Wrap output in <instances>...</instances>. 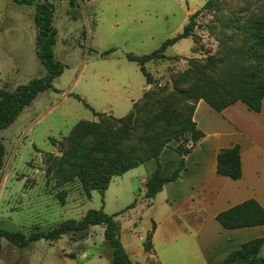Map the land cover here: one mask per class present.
<instances>
[{"label":"rangeland","instance_id":"1","mask_svg":"<svg viewBox=\"0 0 264 264\" xmlns=\"http://www.w3.org/2000/svg\"><path fill=\"white\" fill-rule=\"evenodd\" d=\"M46 1L54 9L57 35L53 53L63 72L53 80V89L37 95L14 123L0 132L5 148L0 171V228L28 236L47 232L66 220L78 221L89 210L103 209L106 214H117L114 220L119 225L120 242L133 262L158 264L151 256L152 250L146 252L143 248L154 221L162 222L155 251L164 264H180L182 260L199 264L194 247L197 238L188 230L193 222L182 205L169 207L161 196L152 200L151 207L140 203L129 208L143 191L140 182L146 174L144 166L112 178L104 192L90 191L88 197L82 185L84 177L75 167L76 157L71 156L88 155L93 132H104L103 119L124 117L145 92L153 95V102L168 100L166 97L180 99L174 93L172 78L204 65L218 54L221 26L226 20L227 33L239 45L240 37L233 28L236 18L241 17L243 22L256 14L264 15V0ZM11 3L0 0V16L30 24L19 25L15 36L5 34L0 41V89L9 91L45 75L36 55L37 31L28 19V8ZM187 25L189 37L167 48L165 59L145 65L151 78L148 84L138 65L128 61L126 55L150 54L167 39L181 34ZM5 48H11L13 54L7 55ZM111 49L114 51L105 55ZM11 65L17 66L18 72L10 71ZM190 82L182 80L180 85L187 87ZM216 83L210 79V84ZM189 96L169 106L174 111V130L184 145L189 137L186 121L198 94ZM78 123L100 127L93 131L85 125L66 141ZM103 230L102 226H93L83 240L65 235L54 242H34L25 249L0 239V264H81L85 245L91 256L89 264H111ZM177 246H182L180 252Z\"/></svg>","mask_w":264,"mask_h":264},{"label":"trees","instance_id":"2","mask_svg":"<svg viewBox=\"0 0 264 264\" xmlns=\"http://www.w3.org/2000/svg\"><path fill=\"white\" fill-rule=\"evenodd\" d=\"M18 6H33L34 23L37 28L36 55L45 70V75L29 81L25 85L17 86L13 91L7 88L0 89V132L14 123L25 107L32 104L37 95L53 89V80L63 72L61 63L54 59L53 48L56 44V29L53 27L54 9L46 0H10ZM236 18L234 30L238 33V41L227 33V20L222 23L220 51L209 57L202 66H193L191 70L172 78L175 95L153 102V95L145 92L143 98L132 105L124 117L119 119L104 118V132H93L92 146L88 155L78 157L76 154L75 167L79 168L84 177L83 189L88 197L90 191L104 192L112 178L120 177L128 171L138 168L149 160H158L162 150L175 141L179 145L176 152L180 156L177 168L168 177L160 175L159 165L156 171L145 182V199L154 198L162 191L164 185L177 182L184 170V157L196 148L204 137L192 120L196 104L202 100L214 111L220 113L225 108L243 103L254 113L261 111L264 98V15L256 14L241 22ZM190 36L189 25L183 32L172 39H167L154 52L134 56L127 54L126 59L138 65L145 81L150 84L151 78L145 69L149 62L165 59V51L181 39ZM109 50L105 55L112 53ZM210 74H215L211 77ZM214 78L217 83L210 84ZM182 80H191L187 87L180 84ZM190 93L198 94L197 100L191 109V116L186 121L185 132L189 137L184 145L179 142V134L174 130L172 103L190 99ZM171 96V95H168ZM79 99V97H76ZM160 105V108H159ZM86 107H88L86 105ZM94 116L102 114L93 112ZM97 131L100 126L78 123L69 133L66 141H70L83 126ZM188 143H191L190 145ZM5 148L0 138V171L3 168ZM216 174L236 181L241 178V162L239 147L221 149L217 153ZM133 202L129 208H133ZM117 214H106L103 209L89 210L78 221L66 220L47 232H32L25 236L19 231H9L0 228V239L10 245L25 249L30 244L44 240L54 242L65 235H71L74 240H83L93 226H102L103 238L110 250L111 264H139L130 260L120 242L119 225L114 220ZM218 224L226 230L249 228L264 225V209L253 200L244 201L215 217ZM152 233L143 245L144 251L152 250ZM264 244V238H258L243 243L239 249L230 252L223 264H264V257L259 256V250Z\"/></svg>","mask_w":264,"mask_h":264},{"label":"crops","instance_id":"3","mask_svg":"<svg viewBox=\"0 0 264 264\" xmlns=\"http://www.w3.org/2000/svg\"><path fill=\"white\" fill-rule=\"evenodd\" d=\"M24 7L28 8V19H32L36 28L34 13H32L33 6ZM3 17L4 15L0 16L1 43L3 35L7 34L11 38V35L17 34L15 29L19 25L30 24V22L14 19L5 20ZM5 28L7 29L4 30ZM5 49L8 51H4L7 55L13 54L11 48ZM10 71L18 72L17 66L11 65ZM192 120L204 137L198 142L196 148L184 157V170L178 181L164 185L162 191L154 198L142 199L145 195V182L156 171L158 165L162 177H168L177 168L180 156L175 150L179 143L173 141L162 150L157 161L149 160L141 165L145 167L146 174L141 179L143 191H140V198L135 205L143 203L151 207L154 204L152 200L161 196V201L167 206L173 205L178 208L182 205L193 222L188 230H191L190 233L197 238V245L194 246L197 252L195 259L200 260L199 264L201 262L202 264H223L226 256L239 249L243 243L264 238V225L226 230L215 219L218 213L250 199L257 201L264 209V98L259 113L249 111L241 102H236L218 113L200 100L195 106ZM234 146L239 147L242 172L241 178L236 181L216 174L218 151ZM167 217H171V214ZM161 224L162 222L153 221L151 237V256L158 264H164L155 251L157 239L160 240ZM86 248L87 245L81 250V264H89L91 260V256H88L85 251ZM170 248H174V245H170ZM180 248L182 246H177L175 249L180 252ZM258 254L264 257V244ZM180 264H186L185 260H182Z\"/></svg>","mask_w":264,"mask_h":264}]
</instances>
